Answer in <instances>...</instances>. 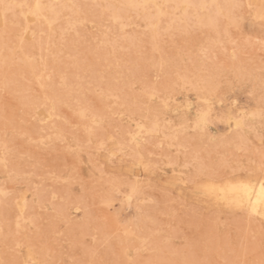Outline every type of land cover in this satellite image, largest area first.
Here are the masks:
<instances>
[{
	"label": "rangeland",
	"instance_id": "obj_1",
	"mask_svg": "<svg viewBox=\"0 0 264 264\" xmlns=\"http://www.w3.org/2000/svg\"><path fill=\"white\" fill-rule=\"evenodd\" d=\"M13 1L0 0V264H264V218L208 189L264 179L262 1L232 0L217 27L175 2L156 27L153 5L115 20L125 0H42L63 12L31 24L33 0Z\"/></svg>",
	"mask_w": 264,
	"mask_h": 264
},
{
	"label": "bare ground",
	"instance_id": "obj_2",
	"mask_svg": "<svg viewBox=\"0 0 264 264\" xmlns=\"http://www.w3.org/2000/svg\"><path fill=\"white\" fill-rule=\"evenodd\" d=\"M13 1V0H12ZM30 2H31V0H29ZM50 2H51V0H49ZM56 1V0H55ZM64 1V0H63ZM66 1V0H65ZM69 1H71V0H69ZM68 1V2H69ZM93 1V0H92ZM102 1V0H101ZM103 1H105V0H103ZM111 1H113V0H111ZM123 1V0H122ZM122 1H120V2H122ZM262 2H261V4H260V8H259V11H261V13H263L264 14V0H261ZM3 2H5V1H3ZM7 2H9V1H7ZM14 2L15 1H13V3H11V4H13L14 5ZM17 2V3H16ZM15 3H16V5L17 4H19V5H23V4H21V3H19V2H21V1H16ZM52 2H54V1H52ZM61 3H62V0L60 1ZM73 2V1H72ZM88 2V1H87ZM94 2V1H93ZM107 0H106V4H105V6H106V9L108 8L107 6ZM115 2V1H114ZM125 2V3H124ZM124 2H122V3H124V5H123V7H121L122 6V4L120 5V7H118L117 5H114L113 7H114V12H113V15H112V17L114 16V19L115 20H121L122 22H124L123 20L125 19H122L123 17H124V15H125V13L126 12H128V11H130V10H135V9H141L142 11H143V13H144V11L146 10V9H148V7L149 6H151V5H153V6H155L156 7V14H155V16H154V13H153V18L151 19V21L150 20H147V19H145L144 17V20H147V21H150V26H152V27H156L157 25H158V20H156L155 21V19L157 18V19H159V17L161 16V15H163V14H165V11L163 10V8H162V4H166V3H172V2H175V6H176V8H178V7H180L181 5L182 6H184V10L187 12V10L188 9H190V8H193V10L195 11V9H196V11L198 10V9H200V10H203V9H205L206 10V12L204 13V14H202V13H200L199 15H200V17L197 15V17H199V21H201L202 23H204V24H206V25H208V26H216V23H217V25H219V23H221V22H219L218 23V19L220 18V16H223L224 17V15L225 16H227L228 15V13H229V11H230V7H231V4H232V0H125ZM25 3V2H24ZM32 3V2H31ZM47 3V2H46ZM45 3V4H46ZM64 3V2H63ZM77 3V2H76ZM92 3V2H91ZM90 3V4H91ZM97 3H98V0H97ZM105 3V2H104ZM111 4H112V2H110ZM119 3V2H118ZM117 3V4H118ZM257 3V2H256ZM3 4V3H2ZM8 4H9V6H8ZM8 4H5V7L7 6L9 9H10V11L13 9L14 10V8H10V3H8ZM30 4V3H29ZM28 4V5H29ZM45 4H43L42 3V0H33V3H32V6L29 8V6H28V11L29 12H31V13H29L30 14V16L32 17V20L31 21H29V20H27V22L29 21V23L31 22V24H33V18H34V16L33 15H35V17L37 16V17H41V15H44V11H46L49 15H51L50 16V20L48 21V22H52L53 20H56V18H58L59 17V13H60V11H61V9H63V8H60L59 10H57V8L59 7H57V8H55V7H53L54 5H53V3L51 4V5H49V6H45ZM55 4V3H54ZM57 4V3H56ZM55 4V5H56ZM66 4V3H65ZM72 4V3H71ZM83 4V3H82ZM85 4V3H84ZM94 6H95V4H96V2H95V4L94 3H92ZM100 4V3H99ZM102 4V3H101ZM13 5H11V6H13ZM53 5V6H52ZM67 5V4H66ZM69 5V4H68ZM67 5V6H68ZM80 5V4H79ZM78 5V6H79ZM85 5H88V3L87 4H85ZM18 6V5H17ZM24 6V5H23ZM22 6V8H25L26 6H24L23 7ZM65 6V5H64ZM67 6H65V7H67ZM89 6V5H88ZM93 6V7H94ZM98 6V5H97ZM95 6V9H97L98 7H100V6ZM115 6H117V7H115ZM166 6V5H165ZM168 6H170V4L168 5ZM234 6V5H233ZM233 6H232V9L231 10H233ZM3 7V6H2ZM14 7H15V5H14ZM63 7V6H62ZM64 7V8H65ZM70 7V6H69ZM83 7H84V5H83ZM97 7V8H96ZM112 7V8H113ZM250 7V6H249ZM17 9L18 8H20V7H16ZM21 8V9H22ZM85 8V7H84ZM90 8V7H89ZM104 8V7H103ZM102 8V9H103ZM166 8V7H165ZM170 8V7H169ZM171 8H173L172 6H171ZM9 9L7 10H3L4 11V13H5V11H6V13L8 14V12H9ZM27 9V8H26ZM68 9V8H67ZM70 9H72L73 10V8H69V10ZM86 9V8H85ZM105 8L102 10V11H105L106 10ZM153 9V8H152ZM174 9H175V7H174ZM13 10H12V13H13ZM16 10V9H15ZM14 10V11H15ZM25 10V9H24ZM23 10V11H24ZM72 10H70V11H72ZM86 10H89V9H86ZM113 10V9H112ZM177 10H179V9H177ZM191 10V9H190ZM20 11H22V10H20ZM65 12L66 11H68V10H66V8H65V10H64ZM76 11V10H75ZM77 11H78V8H77ZM79 11H81V9H79ZM83 11V10H82ZM81 11V13H83ZM90 11H91V9H90ZM92 11H94V10H92ZM101 11V10H100ZM106 11H108V10H106ZM136 11V10H135ZM134 11V12H135ZM141 11V12H142ZM257 11V10H256ZM19 12V11H18ZM25 12V11H24ZM61 12H63V10L61 11ZM109 12H110V10H109ZM131 12V11H130ZM130 12H129V14H130ZM133 12V13H134ZM137 12V11H136ZM168 12V10H166V14H168L167 13ZM258 12V11H257ZM4 13H2V14H4ZM27 12H25L24 13V15L26 14ZM138 13H140V11L138 12ZM143 13H142V15H143ZM152 13V12H151ZM196 13V12H195ZM256 13V12H255ZM1 14V15H2ZM20 14V13H19ZM32 14V15H31ZM71 14V13H70ZM76 14H78V13H76ZM76 14H72V15H75L76 16ZM104 14H106V12H104ZM132 14V13H131ZM149 14V13H148ZM188 14V13H187ZM192 14V13H191ZM197 14V13H196ZM257 14V13H256ZM6 15V14H5ZM14 14H12V16H13ZM16 15V14H15ZM22 15V14H21ZM21 15H20V17H21ZM63 15V14H62ZM79 15V14H78ZM85 15L87 16V14L85 13ZM93 15V14H92ZM96 15H98V12L96 13ZM100 15H102V12L100 13ZM108 15V14H107ZM146 14H144L143 16H145ZM172 15V14H171ZM181 15H183V13L181 14ZM261 15V14H260ZM260 15H259V13L257 14V16L258 17H260ZM29 16V15H28ZM29 16V17H30ZM44 16H46V15H44ZM44 16H42V17H44ZM67 16V15H66ZM66 16H64V17H66ZM91 16V15H90ZM104 16V15H103ZM133 16H138V15H133ZM164 16V15H163ZM168 16V15H167ZM177 16V15H176ZM176 16H174V18L176 17ZM192 16H194V15H192ZM230 16V15H229ZM236 16V15H235ZM256 16V15H255ZM1 17H5V16H1ZM7 17V16H6ZM16 17V16H15ZM14 17V18H15ZM18 17V16H17ZM20 17H18V18H20ZM22 17H24V16H22ZM80 17V16H79ZM79 17H77V18H79ZM100 17V16H99ZM102 17V16H101ZM108 17V16H107ZM126 17V16H125ZM129 17V15L127 16V18ZM135 17H132V18H135ZM178 17H180V16H178ZM188 17H190V16H188ZM44 18H46V17H44ZM61 19H63V16L62 17H60ZM59 18V20L57 19V21H60L61 19ZM67 18H69V15L67 16ZM71 18V17H70ZM72 18H75V17H73L72 16ZM103 18V17H102ZM129 18H131V17H129ZM140 18H142V16H140ZM139 18V19H140ZM169 18V17H168ZM170 18H171V16H170ZM185 18L186 17H184V21H185ZM232 18V17H231ZM230 17H229V19H231ZM237 18V17H236ZM239 18V17H238ZM7 18H5L4 20H6ZM24 19H26L25 17H24ZM46 19H48V18H46ZM66 19V18H65ZM96 19H97V16H96ZM99 19V18H98ZM109 19V18H108ZM107 19V20H108ZM111 19H113V18H111ZM136 19V18H135ZM149 19V18H148ZM176 19V18H175ZM182 19V18H181ZM181 19H178L179 21H181ZM188 19V18H187ZM186 19V20H187ZM228 19V20H229ZM241 19V18H240ZM256 19V18H255ZM258 19V18H257ZM2 20V22L4 21L3 20V18L1 19ZM35 20H37L36 18L34 19V21ZM44 19H42V21H43ZM67 21H68V19H66ZM73 20V19H72ZM131 20V19H130ZM141 20V19H140ZM144 20H142V21H144ZM183 20V19H182ZM192 20V19H191ZM195 20V19H194ZM236 20V19H235ZM25 21V20H24ZM38 21V20H37ZM46 21V20H45ZM57 21H55V22H57ZM65 21V20H64ZM69 23H71L72 21H71V19H69ZM109 21V20H108ZM161 21H163L162 20V17H161ZM170 21H172L171 19H170ZM170 21H164L165 23H169ZM176 21V23H177V26H180L181 25V23H179L177 20H175ZM188 21H189V19H188ZM231 21V20H230ZM232 21H234L233 20V18H232ZM39 22V21H38ZM110 22V21H109ZM113 22H116V21H113ZM146 22V21H145ZM144 22V23H145ZM160 22V21H159ZM173 22H174V20H173ZM183 22V21H182ZM196 21H194V23H195ZM198 22V21H197ZM196 22V23H197ZM238 22V21H237ZM16 23H17V25H20V23H18V21H16ZM16 23H14V24H16ZM68 23V24H69ZM127 24H128V21L126 22ZM136 23V20H135V22H134V24ZM148 23V22H147ZM147 23H145V24H147ZM161 23L162 22H160V24H159V26L161 25ZM195 23V24H196ZM234 23V22H233ZM24 24L25 25H27V23L26 22H24ZM38 24V23H37ZM42 24V23H41ZM51 24V23H50ZM53 24V23H52ZM51 24V25H52ZM66 24H67V22H66ZM67 24V25H68ZM110 24H112L111 26V28L113 29L114 28V25L113 24H116L117 25V23H110ZM163 24V23H162ZM170 24V23H169ZM172 24V23H171ZM169 25V27L170 26H173L174 24H172V25ZM179 24V25H178ZM185 24V23H184ZM241 24V23H240ZM252 24V23H251ZM2 25H4V22L2 23ZM24 25V26H25ZM67 25H65V26H67ZM71 25V24H70ZM77 25V24H76ZM115 25V26H116ZM188 25H189V22H188ZM188 25H187V28H188ZM194 24H192V26H193ZM199 25V22L196 24V26H198ZM72 26V25H71ZM120 26V25H119ZM149 26V25H148ZM149 26V27H150ZM162 26H164V25H162ZM167 26H168V24H167ZM176 25H175V27H177ZM181 26H183V25H181ZM181 26L179 27V28H181ZM190 27H191V24L189 25ZM202 26H205V25H203L202 24ZM26 27V31H27V26H25ZM146 27V30L148 29V27L147 26H145ZM217 27V26H216ZM24 28V27H23ZM28 28H29V25H28ZM73 28V27H72ZM71 28V29H72ZM117 28H118V26H117ZM120 28V27H119ZM125 28H127L126 26H125ZM163 28V27H162ZM168 27H166V29H167ZM171 28V27H170ZM174 27H172L171 29H173ZM183 28V27H182ZM212 28V27H211ZM70 29V30H71ZM158 29H159V27H158ZM164 29V30H163ZM162 29V31H165V28H163ZM178 29V28H177ZM31 30V29H30ZM73 30H75V29H73ZM124 30H126V29H124ZM150 30V29H149ZM149 30H147V31H149ZM152 30V29H151ZM168 30H170V29H168ZM218 30V29H217ZM25 31V33H27ZM29 31V30H28ZM33 31V30H32ZM62 31V30H61ZM69 31V30H68ZM110 31V30H109ZM116 32L115 33H117V29L115 30ZM123 31V30H122ZM157 31V29L155 30V32ZM118 32H119V30H118ZM155 32H154V36H152V37H155ZM159 32V31H158ZM110 33V32H109ZM111 33H114V32H112L111 31ZM121 33H123V32H121ZM121 33H119V34H121ZM125 33H127V31L125 32ZM152 33V32H151ZM157 34H159V33H156V36H157ZM35 35V34H34ZM118 35V34H117ZM115 36V37H118V36ZM122 35H124V33L122 34ZM132 34L130 33L129 35H127L128 36V39H131V37H133L134 38V35L133 36H131ZM27 36H29V34L27 35ZM105 36H107V35H105ZM104 36V37H105ZM126 36V35H125ZM124 36V37H125ZM131 36V37H130ZM29 37H32V36H29ZM29 37H27V38H29ZM130 37V38H129ZM19 38V37H18ZM22 38V41H21V43L23 42V39H25V38H23V37H21ZM21 38H19V39H21ZM33 38V37H32ZM106 38V37H105ZM121 39H123L122 37H120ZM132 38V39H133ZM29 39H31V38H29ZM109 39H110V35H109ZM111 39H112V36H111ZM114 39V38H113ZM117 39V41H118V39L119 38H116ZM131 39V40H132ZM127 41V38L126 39H124V41ZM213 40V39H212ZM107 41V43H109V42H111V41H109V40H106ZM115 41V40H114ZM128 41H130V40H128ZM217 41V40H216ZM28 42V41H27ZM116 42V41H115ZM114 42V43H115ZM119 42V41H118ZM117 42V43H118ZM120 42H122L121 40H120ZM119 42V43H120ZM131 42V41H130ZM23 43H25V42H23ZM113 43V42H112ZM124 43V42H123ZM127 43V42H126ZM19 44H20V41H19ZM102 44V43H101ZM106 44V42L104 43V39H103V45H105ZM110 44V43H109ZM114 44H112L111 46H113ZM13 47H14V45H12ZM18 45H16L15 47H17ZM22 46V45H21ZM106 46H107V44H106ZM114 46H116V44L114 45ZM113 46V47H114ZM9 47V46H8ZM19 47V46H18ZM53 47V46H52ZM20 48V47H19ZM22 48H24V47H22ZM8 49V48H7ZM9 49H11L10 47H9ZM25 49V48H24ZM93 49H95V48H93ZM1 50H2V52H3V49L1 48ZM0 50V51H1ZM15 50H18L17 48L15 49ZM14 50V51H15ZM13 51V52H14ZM26 51H27V48H26ZM1 52V53H2ZM7 52H8V50H7ZM20 52H21V49H20ZM28 52V51H27ZM9 53V52H8ZM16 53V52H15ZM22 53V52H21ZM5 54V53H4ZM7 54V53H6ZM10 55H11V52L9 53ZM19 54V53H18ZM17 54V55H18ZM23 54L24 53H22L21 55L23 56ZM25 54H29V53H25ZM24 54V55H25ZM2 55V54H1ZM13 55V54H12ZM15 55V54H14ZM14 55H13V57H14ZM20 55V54H19ZM5 56H8V55H5ZM16 56V55H15ZM1 57H3V55L1 56ZM9 57V56H8ZM8 57H4V58H8ZM24 57V56H23ZM27 57V56H26ZM31 57H33V56H31ZM18 58H19V56H18ZM28 58H30V56H28ZM41 58H43V57H41ZM8 59H13L12 58V56H11V58L9 57ZM21 59V58H20ZM20 59H18L19 61H20ZM34 60H35V58H33ZM33 59H31L32 60V63H35L36 61H34ZM3 60V59H2ZM24 59H22V61H23ZM30 60V61H31ZM6 61V60H5ZM17 61V60H16ZM21 61V62H22ZM29 61V60H28ZM14 62V61H13ZM23 62H26V59L23 61ZM4 64V63H3ZM30 64V63H29ZM24 65H28V64H26V63H24ZM29 66V65H28ZM73 66V65H72ZM175 66V65H174ZM29 67H33V65L32 66H29ZM34 71V70H33ZM12 77V76H11ZM6 80V79H5ZM189 81V80H188ZM4 82V81H3ZM189 83V82H188ZM202 84V83H201ZM81 85V84H80ZM184 87V86H183ZM195 87V86H194ZM203 87V86H202ZM119 89V88H118ZM60 91V90H59ZM69 93V92H68ZM106 95H108V94H106ZM56 97V96H55ZM119 98V97H118ZM150 98V97H149ZM113 99V98H112ZM32 102V101H31ZM149 105V104H148ZM164 105V104H163ZM42 107V106H41ZM80 108V107H79ZM40 112V111H39ZM86 112V111H85ZM43 113V112H42ZM45 113V112H44ZM253 113V112H252ZM102 114V113H101ZM256 114V113H255ZM257 116V115H256ZM251 117V116H250ZM82 118H83V116H82ZM105 118V117H104ZM84 119H86V118H84ZM167 123V122H166ZM95 124V123H94ZM154 124V123H153ZM168 124V123H167ZM137 126V125H136ZM143 126V125H142ZM157 126V123H155L153 126H152V129L153 130H155V128H157L156 127ZM141 127V126H140ZM145 127H142V129H144ZM159 128V127H158ZM163 128H165V127H163ZM136 129V128H135ZM134 129V130H135ZM140 129V128H139ZM138 129V130H139ZM142 129H140L139 130V132L140 131H142ZM162 129V128H161ZM129 130V129H128ZM132 130V129H131ZM131 130H129V132L131 131ZM147 130V129H146ZM152 130V131H153ZM157 130V129H156ZM94 131V130H93ZM136 131V130H135ZM135 131H133V133L135 132ZM137 132V131H136ZM144 132H145V130H144ZM157 132H158V130H157ZM146 133V132H145ZM148 133V132H147ZM151 133V132H150ZM128 134V133H127ZM140 134V133H139ZM130 135L131 136H133L132 135V133L130 132ZM129 134H128V137L130 136ZM137 135V134H136ZM140 137V136H139ZM169 137V136H168ZM175 137V136H174ZM131 138V137H130ZM134 138V137H133ZM126 139H127V137H126ZM132 139V138H131ZM129 141V140H128ZM136 140H134V142H135ZM127 142V141H126ZM130 142V141H129ZM104 144V143H103ZM123 147V146H122ZM119 148V147H118ZM213 184V183H212ZM120 185V184H119ZM132 185V184H131ZM130 186V185H129ZM131 188V187H130ZM133 188V187H132ZM134 188H136V187H134ZM209 190H210V192L215 196V199L216 198H218V199H220V200H223V202H226L227 204L226 205H228V204H230V206L231 205H233V206H236V207H239V206H241V207H245V209H247L249 212H251V213H254V214H259V215H261L263 218H264V179H262V180H260L259 182H257V183H253V182H251V181H246V180H242V179H237V180H231V181H229V182H226V183H224V184H219V185H213V186H209V188H208ZM36 190V189H35ZM126 193V192H125ZM132 193L133 192H131V195H132ZM129 196V195H128ZM133 196V195H132ZM133 198H134V196H133ZM132 199V198H131ZM130 199V200H131ZM218 201V200H217ZM23 202V201H22ZM22 206H24V205H22ZM25 208V207H24ZM157 239V238H156ZM128 248V247H127ZM33 252V251H32ZM175 254V253H174ZM173 254V255H174Z\"/></svg>",
	"mask_w": 264,
	"mask_h": 264
}]
</instances>
